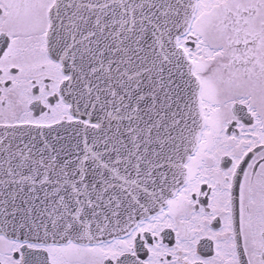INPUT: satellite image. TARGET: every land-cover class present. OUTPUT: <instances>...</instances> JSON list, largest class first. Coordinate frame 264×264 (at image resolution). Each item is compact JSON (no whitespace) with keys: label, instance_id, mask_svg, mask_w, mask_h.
I'll return each mask as SVG.
<instances>
[{"label":"snow or ice","instance_id":"6c2138e0","mask_svg":"<svg viewBox=\"0 0 264 264\" xmlns=\"http://www.w3.org/2000/svg\"><path fill=\"white\" fill-rule=\"evenodd\" d=\"M0 264H264V0H0Z\"/></svg>","mask_w":264,"mask_h":264}]
</instances>
